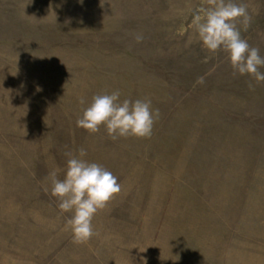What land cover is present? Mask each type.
<instances>
[{
	"label": "rangeland",
	"instance_id": "rangeland-1",
	"mask_svg": "<svg viewBox=\"0 0 264 264\" xmlns=\"http://www.w3.org/2000/svg\"><path fill=\"white\" fill-rule=\"evenodd\" d=\"M210 2L0 0V264H264V82L186 46L177 10ZM242 2L264 56V0ZM116 89L159 111L149 138L76 126ZM81 148L121 190L76 244L48 176Z\"/></svg>",
	"mask_w": 264,
	"mask_h": 264
},
{
	"label": "clouds",
	"instance_id": "clouds-1",
	"mask_svg": "<svg viewBox=\"0 0 264 264\" xmlns=\"http://www.w3.org/2000/svg\"><path fill=\"white\" fill-rule=\"evenodd\" d=\"M177 14L190 17L188 28L192 36L186 41V46L195 39L209 52L222 51L226 53L234 75H247L256 83L264 82V71H261L264 69V56L241 35L252 22L242 0H211L207 7H186L178 9ZM237 20L240 21L239 27ZM135 39L139 43L143 36L136 35ZM120 97L119 89L110 94L94 95L76 120V126L89 133H96L103 126L113 140L130 136L149 138L159 111L152 107L148 98L121 100ZM64 155L67 162L63 179L58 178L55 169L49 173L50 194L57 199L61 213L71 214L65 227L70 230L73 242L82 244L96 235L93 218L120 192L121 185L111 171L85 159L87 152L84 148L76 153L67 151Z\"/></svg>",
	"mask_w": 264,
	"mask_h": 264
}]
</instances>
